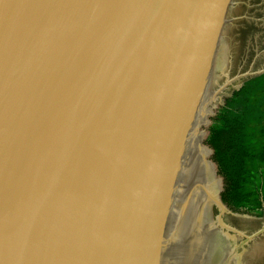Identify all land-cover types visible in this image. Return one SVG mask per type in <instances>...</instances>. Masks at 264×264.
<instances>
[{
    "label": "water",
    "instance_id": "water-1",
    "mask_svg": "<svg viewBox=\"0 0 264 264\" xmlns=\"http://www.w3.org/2000/svg\"><path fill=\"white\" fill-rule=\"evenodd\" d=\"M0 264H264V0H0Z\"/></svg>",
    "mask_w": 264,
    "mask_h": 264
}]
</instances>
